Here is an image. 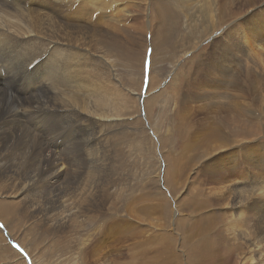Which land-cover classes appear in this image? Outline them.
I'll return each mask as SVG.
<instances>
[{
	"label": "bare ground",
	"instance_id": "1",
	"mask_svg": "<svg viewBox=\"0 0 264 264\" xmlns=\"http://www.w3.org/2000/svg\"><path fill=\"white\" fill-rule=\"evenodd\" d=\"M123 1L125 0H0L1 220H6L5 215L18 213L25 220H29L33 230L41 226L45 232L51 231L58 237L60 243L69 241L74 236L81 238L85 248L78 254V258L82 262L84 252L87 253L88 248L96 251L107 247L108 238L112 239V235L116 238L114 235L118 233L114 229L119 226V229L126 227L124 218L129 213L125 212V201L141 189V186H135V178H140L141 185H145L146 173L156 174L157 180L163 170L160 165L153 169L151 167V170L147 169L150 164L144 155L140 156L142 164L125 159L127 154L130 156L135 150V139L132 136L134 130L141 128L147 134L146 140L151 141L156 137V128H153L156 122L151 123L150 119L135 117L123 106L121 94L125 91L124 94L130 98L134 94L124 88L117 78V83L113 81L112 70L108 68L112 66L108 56L111 53L108 41L111 39L109 34L102 30V26L125 35L129 41L134 40L145 47L151 45L155 55L162 47L169 46L176 36V27L181 19V13L176 14L177 8L188 10L193 7L192 15L188 17L187 14L184 18L189 19L186 23L193 24L192 30L198 39L215 31L218 25L236 14V10L249 12L255 8L258 12L254 17L249 15L245 19L233 21L226 33L214 42L210 55L201 59L205 80L211 79L214 82L207 84L224 87L225 91L217 95L201 92L197 86L198 75L194 82L184 85L181 93L183 102L193 96L196 100L195 111L202 113L205 110L208 116L217 115L218 123V127H215L214 122L211 124L209 120L204 121L208 118L206 115L201 118L200 121L204 123L199 126L197 123V128L192 130L186 144L187 150L192 149L200 135L215 130H221L216 132L220 138L214 143L216 145H208L210 154L206 155L207 158L223 149L222 146L231 148L248 142L253 145L251 149L244 151L240 163H236L239 167H233L234 163L224 166L215 161L214 168L207 170L210 176L214 169L223 171V178L218 177V180L226 185L213 189L216 194H222L218 210L196 220L177 212L174 224L175 230L177 226L184 230L181 235L182 245L186 243V238L201 236V233L208 235L206 239L203 238L202 243L200 242L201 259L216 256V264H225L228 254L222 257L224 251L229 253L241 248L236 264H264V172L254 152L261 147L258 139L264 135V0H228L222 3L221 0H140L144 7L140 18L133 15L132 10L135 7H130L129 4L122 6ZM236 1L241 5L239 8ZM111 8H114L115 13H110ZM101 10H107L109 14H105L107 11L100 13ZM200 17L204 24L202 31H198L195 25ZM7 37L14 43H4ZM188 41L190 47L195 50L197 41L193 38ZM117 43L122 47L128 46L122 41ZM187 52L182 55L181 60L187 57ZM34 64L35 67L31 69L30 66ZM244 68L251 69L260 82L256 98L255 95L253 97L251 88L254 83L246 78L245 73L249 70L239 74ZM195 70L202 71L199 65ZM215 73L228 82H220L208 76H215ZM192 86L197 92L190 91ZM245 90L248 92L246 97H243ZM25 96H28L27 100H24ZM238 97L243 98L244 102L237 103L235 100ZM221 98L223 105L219 104ZM137 107L136 111H140L141 106ZM216 109L221 112H216ZM43 114L54 118L48 127V136L44 138L38 135V132L34 134L32 131L33 127L37 128L41 124L34 116ZM198 128L204 130L198 131ZM196 130L198 132L193 134ZM127 137L132 141L127 142ZM51 139L55 141L52 142ZM158 141L159 147H162L161 141ZM8 142L14 146L11 155L24 151L40 167L41 164L44 166L41 167L42 174L50 185L61 179L64 171V164L62 159H59L60 156H57L55 146L61 148L59 152H62L63 156L72 157L69 163L71 168L79 166L92 182L83 189L70 188L66 196L64 185L51 190L50 195L41 197L40 201L38 198L28 199L25 193L29 190L31 182L24 188H18L23 185L17 178L19 173L17 170H11L5 160V146ZM95 142L97 149L93 146L90 153L83 152L86 146H92ZM110 142L114 143L112 148H115V153L119 152L113 163L104 159L102 152L97 154V150L104 148L101 144ZM153 144L151 143L149 151L154 147L158 148L157 143ZM155 153L153 151V155ZM158 156L155 154V158ZM231 157L235 159V153H231ZM87 162L88 165L84 166ZM158 162L161 164V160ZM114 166H117L116 172L112 173ZM52 169H56L55 172H52ZM71 171V177L75 179V173ZM68 175L69 173L66 180ZM244 177L248 184L246 191H243L242 186L235 180L240 181ZM32 182L35 185L34 180ZM117 188L123 191L120 197L110 192H117ZM200 208H203V205H200ZM120 209H123L122 214ZM114 217H118L117 222ZM199 223L204 227L201 230L198 228V232L192 236L194 225ZM213 226H219L218 230L210 233ZM2 228L7 232L4 226ZM214 245L217 249L212 247ZM202 246L204 250L201 249ZM205 246L208 249H205ZM20 249L27 255L31 264H36L27 254L28 251ZM188 253L186 252V257Z\"/></svg>",
	"mask_w": 264,
	"mask_h": 264
},
{
	"label": "rangeland",
	"instance_id": "2",
	"mask_svg": "<svg viewBox=\"0 0 264 264\" xmlns=\"http://www.w3.org/2000/svg\"><path fill=\"white\" fill-rule=\"evenodd\" d=\"M192 1L194 2L195 0ZM222 2H228V0H221L220 3ZM126 4H129L130 7H135L134 9L132 8V11L134 12L133 15H138L140 18L144 8L142 6L143 2L140 0H125L121 2L122 6H126ZM236 4L238 8L241 6L238 5V1H236ZM114 8L109 9L110 13L114 12ZM192 8L188 10L185 8L176 9V14L179 12L182 15H180L181 19L176 27V36L169 46L162 47V49H160L155 55L154 48L151 45L145 47L142 43L139 44L134 40L129 41L125 35L115 33L108 27L102 26V30L107 32L111 39L108 41V49H110L111 52L108 56L111 58L110 63L112 66L111 68H108L112 70L113 81L117 83L118 79L122 82L124 88L130 90L134 94L131 98L124 94L126 93L125 91L121 94L120 99L123 106L126 107L127 111L132 113L135 117L140 116V119H150L151 123L156 122L153 126V128H156L155 140L153 137L151 141L146 140L147 134L145 131L141 130V128L134 130L132 136L135 139V147L133 148V150H135L132 151L130 156L129 154L126 155L131 160L126 156L125 159L128 161L140 162V164H142L143 161H141L140 158L144 155L147 157L150 164L147 166V169L151 170V167L153 169L160 165V168L164 171H161L160 177L157 180L156 174L146 173L145 185H141L142 182L140 181V178H135V186H141V189L134 194L131 199H128L127 202L125 201V212L128 211L129 213V215L124 218L126 221V227L119 229L121 228L119 226L117 229H114L119 234L117 233V235H114L116 238H113V235L112 239L108 238L109 240L106 241L108 243L107 247H103L101 250L97 249L96 251H94L93 248H88L89 251L87 253L84 252V259L82 262L79 260L80 258H78V254L85 248V244L81 238H76L74 236L73 239L60 243L58 237L54 236L51 231L45 232L41 226H39L38 229L33 230L34 227L30 226L31 223L29 220H25L18 213H16L17 215L4 214L6 220H1L0 218V223L6 228L8 233L4 228L0 227V264H31L30 260H27V255H25L23 251H18L14 245H18L19 249L23 248L28 251L27 254L31 256L36 264H216V256L201 259L200 246L203 238L206 239L208 235H203L201 233V236H195L198 232V228L201 230V228L204 227L200 223L194 225L192 236L195 237L186 238V243H183V245L181 244V235L184 230L179 229V226H177V230H175L176 226L174 222L176 220L177 212L182 215L184 213L185 216L187 215L189 218L192 217L193 220L206 217V214H210L213 211L216 212V210H218V204L221 203L220 198L222 197V194H216L215 191L213 192V189L225 186L226 184L220 180L223 178L221 173L223 172L222 170H218V172L217 169H214L215 171L211 176L207 170L214 168L215 161L224 166L234 163L233 167H239L236 163H240V159L244 157V151L251 149L253 143L248 142L243 145L240 144V146H231V148H229V146H222L223 149L216 151L217 153H214L211 157L207 158L206 155L210 154L208 152V145H216L214 143L220 138H218V133L216 135V132H220L221 130L214 129L215 131H212L211 133L200 135V138L196 141V144L192 146V149L187 150L186 144L189 142L188 139L192 135V130L194 131L197 128V123L198 126L199 124L204 123L200 121L201 118L206 115L208 118L204 121L209 120L211 124L214 122L215 127H218V123L217 115L210 114L208 116L205 110H203L202 113L195 111L196 105L194 104L196 100L193 96H190V101L186 100L183 102L181 93L184 89V85L188 82H194L198 75L197 78H199V83L197 86L201 89V92H205L208 95H217L220 92L225 91L224 87L221 88L216 86V84H207V82H214H212L211 79L208 81L205 80L201 59L203 56L210 55L214 42L226 33L229 25L233 21L242 18L245 19L249 15L254 17V15L257 14L258 9L253 8L254 10H249V12L235 9L236 14L218 25L215 31L208 33L204 38L200 37L198 39L192 30L193 24H191V22L186 23V20L189 19L184 18L187 14L188 17L192 15ZM103 11L105 13L107 10H101L100 13ZM227 11L229 10L227 9ZM105 14L108 15L109 12L107 11ZM153 15L152 18H154ZM196 22L195 25L197 30L202 31L204 27L203 19L200 17ZM152 28H154V26ZM189 38H193L197 41L198 46L195 50L190 47V41H188ZM117 41H122L128 46L122 47ZM187 47L188 49H186ZM186 51H188L187 57L181 60L182 55ZM197 65H199V69L202 71L195 70ZM248 70H245L244 68L239 74H244L245 71H248L245 73L246 78L251 83H254L251 88L254 93L252 95L253 97L255 95L256 98L258 97L257 92L261 85L258 79H256V75L253 74L254 72H251V69ZM3 74H5V72H3ZM208 76L220 82H228L217 73H215V76L212 74H209ZM190 91L197 92L194 86L190 88ZM241 92L243 91H240V93ZM247 92V90L244 91L243 97H246ZM262 92H264V89ZM19 97H21V94ZM27 99L28 96H25L24 100ZM221 101L222 98L219 104L223 105ZM235 101L237 103H241L242 101L243 103L244 99L238 97ZM246 101L249 102L248 100ZM138 105L141 106L140 111H136ZM247 111L249 112V110ZM216 112L221 111L216 109ZM34 118L41 123L37 128H32L34 134L43 126H51L54 121L53 117L44 114L34 116ZM200 129L204 130L203 128H198V131ZM198 131L196 130L193 134ZM35 136H37V134ZM127 139V142L132 141L129 137H127ZM158 140L161 141L160 144L162 147H159ZM258 140V144L261 147L254 152L259 158L260 168L264 172V135ZM153 142L157 143L158 148L156 147L155 149L154 147L149 151V147H151V143L153 144ZM217 143H219V141ZM112 144L114 146L113 142L101 144L102 146L104 145V148H102L101 151L97 150V154L102 152L104 159L109 162L111 160L113 163V159L115 160L117 158L116 155L119 152L116 151L115 153V148H112ZM93 146L97 149L95 142L92 146H86L83 149V152L86 151L87 153H90ZM145 146L147 148H145ZM5 148L7 153L5 160L8 163V166L11 170L18 171L19 174L17 178L23 183V185L18 188H24L26 184L31 182L29 190L25 193L28 199L38 198V201H40L41 197H48L51 190L64 185V195L66 196L70 188L75 187L83 189L85 185H89L92 182L91 179L86 177L79 166L71 168L69 163L72 157L68 155L63 156L62 152H59L61 148L58 146H55L54 149L57 152V156H60L59 159H62L61 162L64 164V171L63 177L55 182V185H50L48 180L44 178L42 174L43 169H41V167H44L42 164L40 167L29 156H27L24 151H17L11 155L10 152L14 149V146L10 142L6 144ZM153 151L156 152L155 154L159 155L157 158H155V154L153 155ZM113 152L114 154H110ZM231 153H235V159L231 157ZM246 156L249 157V154ZM152 158L156 162L153 161ZM9 160L10 162H8ZM159 160H161V164H159ZM84 164V166H87L88 162ZM116 168L117 166H114L112 173L116 172ZM119 169L122 174L121 164H119ZM55 170L56 169H52V172H55ZM71 170L75 173V179L71 177ZM239 170L240 169H238V171ZM157 172L158 170L156 173ZM67 173H69V175L66 180ZM134 173L132 172L133 176ZM218 177L220 178V181L218 180ZM213 178H216L217 180L215 179L216 181H212ZM33 180L35 185L32 182ZM235 180L242 186L243 191L248 190V184L247 181H245V177L240 181L237 179ZM197 189L203 190L198 191ZM45 192L47 193L44 194ZM110 192L116 197H120L123 194L121 188H117V192H114V190H111ZM199 192L202 195L198 194ZM247 204L250 206L249 203ZM200 205H203V208L199 209ZM122 210L123 209H120L121 214L123 213ZM114 218L115 222H117L118 217ZM120 223L122 224L123 222ZM217 223L218 221L216 224ZM218 227L213 226L210 233L217 231ZM212 247L217 249L216 245ZM203 248L204 247L202 246L201 249L204 250ZM205 249H208V247L205 246ZM240 249L241 248L237 250L236 248L235 251H230L229 253L225 250L222 257L223 255L228 254V260L224 263L236 264V258L237 255L240 254ZM186 252L190 253L187 255L188 258L185 256ZM185 261L187 263H185Z\"/></svg>",
	"mask_w": 264,
	"mask_h": 264
},
{
	"label": "clouds",
	"instance_id": "3",
	"mask_svg": "<svg viewBox=\"0 0 264 264\" xmlns=\"http://www.w3.org/2000/svg\"><path fill=\"white\" fill-rule=\"evenodd\" d=\"M47 134H48V131L47 130H42L41 132L38 131V135H40L42 138H44L45 135H47Z\"/></svg>",
	"mask_w": 264,
	"mask_h": 264
},
{
	"label": "snow or ice",
	"instance_id": "4",
	"mask_svg": "<svg viewBox=\"0 0 264 264\" xmlns=\"http://www.w3.org/2000/svg\"><path fill=\"white\" fill-rule=\"evenodd\" d=\"M0 227H3V225H0ZM14 247H16L18 251H22L21 249H19L18 245H14Z\"/></svg>",
	"mask_w": 264,
	"mask_h": 264
}]
</instances>
